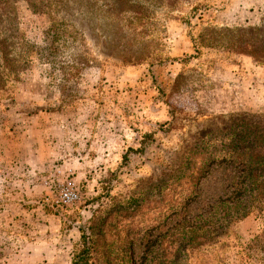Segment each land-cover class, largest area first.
<instances>
[{"label":"rangeland","instance_id":"374dc122","mask_svg":"<svg viewBox=\"0 0 264 264\" xmlns=\"http://www.w3.org/2000/svg\"><path fill=\"white\" fill-rule=\"evenodd\" d=\"M5 1L26 58L0 103V264H72L81 228L95 264H264V189L219 160L264 129V67L186 59L187 21L264 32V0H201L191 19L187 0ZM71 181L73 210L55 201Z\"/></svg>","mask_w":264,"mask_h":264},{"label":"trees","instance_id":"16d2710c","mask_svg":"<svg viewBox=\"0 0 264 264\" xmlns=\"http://www.w3.org/2000/svg\"><path fill=\"white\" fill-rule=\"evenodd\" d=\"M189 1V18H196L201 16L208 7L206 4H201V0H187ZM4 4L0 10H6L7 17H3L5 21V27L12 26L17 20L12 16L14 8L11 7L9 1L0 0ZM179 4V0L169 2L168 6L171 9H176ZM176 5V7H175ZM206 7V8H204ZM174 9V10H175ZM10 15V16H9ZM12 17V18H10ZM14 19V24L12 23ZM190 28L189 37L194 45L195 54L189 55L186 59L189 61L192 59L202 58L203 50L205 48L221 47L232 51L238 56V58H247L253 61L257 66L264 67V32L260 29H201L197 25L193 26L190 21L186 22ZM13 35L9 32L0 31V103L12 102L14 100L12 96V90L9 86V75H16L23 69L21 65L25 61V52L15 53L12 50L11 39ZM186 59H174V61L181 60L186 62ZM16 78V77H15ZM254 127L249 130H254L246 133L236 140L233 144V150H222L220 152L221 157L219 160L229 161L232 160V155L236 153L242 162L250 168V179H245V184L251 186L257 185L258 189H264V129L261 126L253 125ZM145 136H151V133H146ZM225 140L232 141L230 135ZM151 139V138H150ZM127 158V156H126ZM194 193H189V203L194 200ZM63 207V206H62ZM65 208V207H64ZM75 209L74 207L71 210ZM81 231V242L75 246V252L72 259V264H95L94 249L95 241L93 237L84 229Z\"/></svg>","mask_w":264,"mask_h":264},{"label":"built area","instance_id":"2783aa9c","mask_svg":"<svg viewBox=\"0 0 264 264\" xmlns=\"http://www.w3.org/2000/svg\"><path fill=\"white\" fill-rule=\"evenodd\" d=\"M81 199L79 187L71 181L59 187L55 201L58 205L72 208L78 206Z\"/></svg>","mask_w":264,"mask_h":264}]
</instances>
